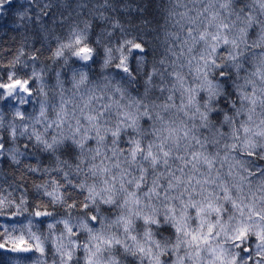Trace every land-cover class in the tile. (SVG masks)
Wrapping results in <instances>:
<instances>
[{"label":"snow or ice","instance_id":"6c2138e0","mask_svg":"<svg viewBox=\"0 0 264 264\" xmlns=\"http://www.w3.org/2000/svg\"><path fill=\"white\" fill-rule=\"evenodd\" d=\"M149 7L0 0V264H264V0Z\"/></svg>","mask_w":264,"mask_h":264},{"label":"trees","instance_id":"16d2710c","mask_svg":"<svg viewBox=\"0 0 264 264\" xmlns=\"http://www.w3.org/2000/svg\"><path fill=\"white\" fill-rule=\"evenodd\" d=\"M75 2V0H73ZM85 3H88L90 6L95 3H102L103 0H84ZM122 2L125 3H137V2H142V3H147L150 5L149 10H148V15L149 17H155L156 20L160 23L163 24V14L159 11V9L155 8L154 5L156 3H161V2H166V0H122ZM85 13L87 14V9L84 10ZM118 12L120 15L123 17L126 15V13L123 12V10L118 9ZM134 17H138V13L132 12L131 13ZM11 33L8 35H5L4 32L0 31V48L3 47H9L12 45V40H11ZM7 42V43H5ZM160 53H163V47L161 46L160 48ZM2 55V54H0ZM34 162V161H33ZM12 177L9 176V179ZM18 194V193H17Z\"/></svg>","mask_w":264,"mask_h":264}]
</instances>
